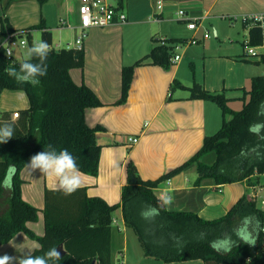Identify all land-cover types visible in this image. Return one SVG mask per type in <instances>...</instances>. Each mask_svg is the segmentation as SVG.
<instances>
[{"label": "crops", "instance_id": "crops-1", "mask_svg": "<svg viewBox=\"0 0 264 264\" xmlns=\"http://www.w3.org/2000/svg\"><path fill=\"white\" fill-rule=\"evenodd\" d=\"M78 1L46 0L40 3L39 0H0V30L2 24L6 23L13 32H23L25 28L43 20V30L51 33L49 45L60 49L56 47L61 46V42H65L66 46L72 44L64 36H68L69 32L70 35L77 34V28H68L62 25V21L73 26L78 23ZM157 1L149 0L150 16L156 12L160 20L154 21L148 17L150 22L156 23L148 28V35L143 34L141 39L132 40L126 37L124 44V28L135 23L126 8L124 23L114 22L105 27L87 29L82 44L83 66L69 70L75 83L86 84L101 101V105L85 111L88 125L101 124L105 127L104 131L97 132V140L101 144L98 173H81L86 194L100 197L108 204L121 201L128 160L134 162L141 178L155 179L182 164L197 151L206 135L220 128L223 116L217 103L190 97L187 87L198 82L209 91L223 92L228 98L227 105L232 110H239L241 107L232 108L230 104L241 101L243 106L246 99L244 91L248 90L251 78L258 75L253 63H258L259 59L246 56L244 51L249 28L240 15L262 10L264 0H160V10L156 8ZM123 2L120 4L124 10ZM116 4H119L118 0ZM178 10H184L187 16L180 17ZM75 13L76 21L73 19ZM193 18L201 19L205 30L211 26L216 39L210 38L211 33L204 38L201 29L194 31L187 28V22ZM26 32L31 35V42L42 38V29H28ZM19 35L27 41L26 33ZM193 36L198 41L188 44L191 46L181 53L179 61L171 60L168 66H164L151 63L147 58L135 66L127 97L123 102H118L123 66L134 63L154 45L160 44L155 39L186 41ZM3 40L0 33L1 44ZM24 48L14 47V57L20 59L16 53ZM174 80H178L182 86L172 87ZM28 106L25 91L0 89V114L7 112L12 120H16L18 117H14L13 112ZM230 117V114H226V119ZM129 137H135L137 141L129 140ZM214 159L213 151L201 157L206 164H211ZM20 176L23 180L22 198L38 208V220L27 221L26 225L35 235L42 236L44 191L51 189V182L39 170L30 174L25 166ZM197 176L195 164L192 163L158 183L154 193L157 197L163 193L173 196V204L167 210L190 211L204 220L224 216L245 194L249 198L252 195H256V198L264 196L260 195L264 187V173L259 175V184L252 187L247 185L245 179L217 184L213 178H204L195 184ZM5 196L0 198V213L6 208ZM130 231L135 233V239L130 236ZM38 242L20 231L0 245V256L30 254L39 247ZM110 260L113 264H204L200 258L166 261L146 256L135 230L125 223L120 207L112 213Z\"/></svg>", "mask_w": 264, "mask_h": 264}, {"label": "trees", "instance_id": "trees-1", "mask_svg": "<svg viewBox=\"0 0 264 264\" xmlns=\"http://www.w3.org/2000/svg\"><path fill=\"white\" fill-rule=\"evenodd\" d=\"M45 1L39 0L40 3ZM121 2L118 0L120 6ZM36 28L42 29V40L51 43L50 31L43 30V20L25 28L22 33H26L31 41V35L26 31ZM7 32H13V29L4 23L0 30L3 38ZM249 36L251 44L258 43L259 28L251 27ZM179 41L167 39L165 44L154 45L143 57L122 67L119 103L127 97L135 66L147 58L151 63L168 66L174 54V44ZM51 49L46 61L47 75L40 78V85L33 87L17 84L8 76L5 69L13 66L18 69L24 58L7 57L0 42V89H21L29 100V106L19 110L16 120H12L7 112L0 114V124L11 123L15 130L12 139L0 143V183L10 164L17 168L13 189L9 191L0 186V198L6 194V208L0 213V245L23 231L40 243L31 255H43L63 243L66 252L57 264H113L110 260L112 213L120 207L125 223L135 230L146 256L166 261L200 258L204 264H264V209L246 194L224 216L212 220H204L190 211H169L166 208H161L159 215L152 220H145L140 215L148 205L160 206L154 193L158 183L192 163L198 172L195 184L204 178H213L217 184L244 179L248 186L259 184V175L264 173V129L255 134L249 131V126L264 122V116L257 115L259 110L264 111V108L259 109L264 101V74L251 78L248 90L244 91L246 99L239 110H232L227 105L228 98L223 92L209 91L198 82L187 87L190 97L217 103L223 121L216 132L204 137L197 151L182 164L155 179H143L134 162L128 160L121 201L115 204H108L100 197H89L85 187L67 196L46 188L44 234L37 236L27 227V221H35L38 217V208L26 202L21 194L23 180L20 171L29 158L52 145L57 151L67 149L72 153L81 172L97 175L101 152L97 132L105 130L101 124L88 125L85 119L87 108L101 105L99 97L86 84L75 83L69 74L70 68L83 66V48ZM258 62H264V55ZM174 86L182 85L174 80ZM226 114L231 117L226 119ZM210 151L215 153V159L206 164L201 157ZM245 217L250 218L247 226L244 225ZM242 227H247L256 238L254 246L236 237L235 230ZM226 234L237 240V245L227 253L214 251L209 242Z\"/></svg>", "mask_w": 264, "mask_h": 264}, {"label": "clouds", "instance_id": "clouds-1", "mask_svg": "<svg viewBox=\"0 0 264 264\" xmlns=\"http://www.w3.org/2000/svg\"><path fill=\"white\" fill-rule=\"evenodd\" d=\"M21 43L25 47L24 59L21 61L19 68L8 67L5 69L8 76L14 78L17 84H28L33 87L40 85L42 77L47 75L48 65L46 63L49 53L52 51L49 43L40 39H33L31 46L27 41L21 39ZM4 49L7 56L13 55V47H9L7 42L4 43ZM264 108V101H261L259 109ZM258 116H264V111H258ZM264 129V122L255 123L249 126V131L259 134ZM14 126L11 123L4 122L0 124V143H7L14 137ZM25 167L30 174L39 170L44 177L51 183L50 187L53 191H60L64 195H71L83 186L82 173L77 164V159L67 149L57 151L52 145L47 146V150L40 151L29 158L25 163ZM17 174L15 164H10L4 173V178L0 186L11 191L13 189V181ZM159 207L148 205L142 209L140 215L145 220H152L159 215L161 208H169L173 204V196L163 193L158 197ZM249 217L244 218V225L249 223ZM259 225V221H256ZM235 235L239 241L254 246L256 238L247 227L235 230ZM237 245V240H233L231 236L225 235L209 242V246L217 252H230L233 246ZM62 249L53 246L43 255L24 254L20 257L9 256L4 254L0 256V264H57L61 259Z\"/></svg>", "mask_w": 264, "mask_h": 264}, {"label": "built area", "instance_id": "built-area-1", "mask_svg": "<svg viewBox=\"0 0 264 264\" xmlns=\"http://www.w3.org/2000/svg\"><path fill=\"white\" fill-rule=\"evenodd\" d=\"M161 6H162L161 1L158 0L156 4L157 10H160ZM177 13L180 17L187 16L184 10H178ZM77 14H78V23L75 26L71 25L70 23H66L65 21H62V25L68 28H77L79 30L75 37V44H68L66 48L81 49L86 31L91 27H105L114 22L124 23L126 21V14L124 10L121 8V6L119 4L111 3L109 0H79L77 7ZM150 19L154 21H158L160 20V15L154 12L150 16ZM240 19L246 24V26L249 29L253 26L259 28L260 41L255 44H251L249 42L250 36L248 34L247 38L245 39L244 51L246 56L260 59L264 55V8L260 11L241 14ZM186 26L187 28L192 29L194 31L201 29L202 36L204 38H207L210 35V31L205 30L202 27L201 19L199 18L190 19V21L187 22ZM19 34H23V33L7 32L2 43L3 47L5 46L4 45L5 42H7L9 47H13V46L15 47L16 45L23 47L24 45L21 43V39L25 41L26 39ZM197 41L198 38L193 36L192 38H189L186 41H179L175 43L174 54L171 60L176 62L181 59V54L175 53V50L182 48V46L186 44H190V43L194 44ZM160 43L165 44L166 42L164 39H161ZM14 47H13V51H14ZM12 56H14V52ZM12 56H7V57H12ZM13 116L19 117V112L18 111L13 112ZM129 140L135 142L137 141V138L129 137ZM251 198H254L256 201L258 199L256 198V195L255 196L252 195ZM259 201H260L259 203L260 206L264 209V196L259 197ZM263 231H264V227H263Z\"/></svg>", "mask_w": 264, "mask_h": 264}, {"label": "rangeland", "instance_id": "rangeland-1", "mask_svg": "<svg viewBox=\"0 0 264 264\" xmlns=\"http://www.w3.org/2000/svg\"><path fill=\"white\" fill-rule=\"evenodd\" d=\"M109 1L113 4H116V2H117V0H109ZM75 3H74V5H75ZM77 3H79V1ZM77 3H76V5L78 6ZM123 4L125 6L124 11L126 12V14H127V11H126V8H127V10L129 9V11H130V19H132V20L134 19V21H135L134 25L127 26L123 30L124 31V38L123 39H124V44L126 45V41H127L126 37H128L130 40H132L134 38L141 39L143 34L148 35V32H147L148 28L150 26L151 27L154 26V24H156V23L150 22L149 18H148L151 14V8L149 6V0H124ZM73 19H74V21H76V19H77L76 13L73 14ZM137 20H139V22ZM142 20H143V22H142ZM208 30H210V33H211L210 38L216 39V37L213 35V29L211 26H209ZM78 31L79 30H77L76 33H78ZM69 33H68V36H64V37H68L67 39H69V42L72 44H75V37H76L75 34L70 35ZM160 40L161 39H155V42L160 43ZM27 44H28V46H31L32 42L27 39ZM18 46L19 45H16L15 47H18ZM188 46H191V45H188V44L183 45L182 48L175 50V53L181 54L186 48H188ZM65 47H66L65 42H61V46H57L56 48H65ZM191 48H189V49H191ZM24 51H25V48L20 50V52L16 53L20 59L24 58ZM253 64H254L253 66L256 68V71H257L256 74L264 73V62H258V63H253ZM186 66H188V62L186 64ZM249 86H250V82H249ZM230 106L232 108L235 107L236 109H239L240 107H242V102L238 101L236 103L230 104ZM260 193H261L260 195H264V187L260 190ZM0 202H1V200H0ZM259 203H260V201L258 198L257 204L260 206ZM37 220H38V217L35 221H37ZM130 236H132L134 239L136 238L135 233L133 231H130ZM39 245H40V243H39Z\"/></svg>", "mask_w": 264, "mask_h": 264}, {"label": "water", "instance_id": "water-1", "mask_svg": "<svg viewBox=\"0 0 264 264\" xmlns=\"http://www.w3.org/2000/svg\"><path fill=\"white\" fill-rule=\"evenodd\" d=\"M57 248L59 249H62V251H61V255H63L66 251H65V249H64V247H63V243H59L58 244V246H57Z\"/></svg>", "mask_w": 264, "mask_h": 264}]
</instances>
